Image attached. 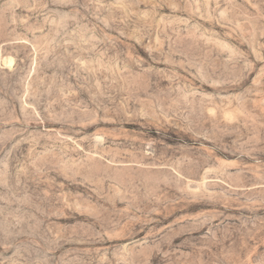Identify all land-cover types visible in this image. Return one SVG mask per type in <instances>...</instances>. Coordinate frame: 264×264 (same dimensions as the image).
<instances>
[{
  "label": "rangeland",
  "instance_id": "rangeland-1",
  "mask_svg": "<svg viewBox=\"0 0 264 264\" xmlns=\"http://www.w3.org/2000/svg\"><path fill=\"white\" fill-rule=\"evenodd\" d=\"M0 264H264V0H0Z\"/></svg>",
  "mask_w": 264,
  "mask_h": 264
}]
</instances>
